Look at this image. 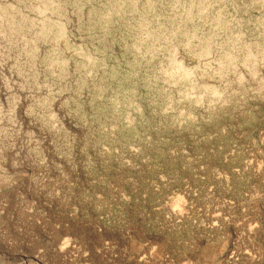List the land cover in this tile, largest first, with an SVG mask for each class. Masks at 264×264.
Wrapping results in <instances>:
<instances>
[{
    "label": "rangeland",
    "instance_id": "1",
    "mask_svg": "<svg viewBox=\"0 0 264 264\" xmlns=\"http://www.w3.org/2000/svg\"><path fill=\"white\" fill-rule=\"evenodd\" d=\"M0 264H264V0H0Z\"/></svg>",
    "mask_w": 264,
    "mask_h": 264
}]
</instances>
